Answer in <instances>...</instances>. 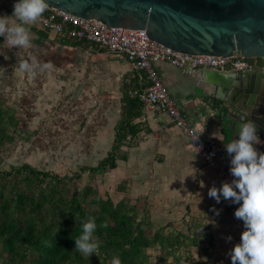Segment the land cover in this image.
I'll list each match as a JSON object with an SVG mask.
<instances>
[{"label": "crops", "instance_id": "obj_1", "mask_svg": "<svg viewBox=\"0 0 264 264\" xmlns=\"http://www.w3.org/2000/svg\"><path fill=\"white\" fill-rule=\"evenodd\" d=\"M15 2L0 0V16H11ZM25 27L31 33L29 49L9 48L2 36L0 91L16 109L17 116L26 125L38 129L34 143L42 140L45 143L43 135H58L64 142L73 140L71 146L66 144L65 149L70 151L65 152L64 161L76 167L89 166L75 165L76 160L97 166L113 147L126 92L135 89L136 84L144 86L145 76L124 55L100 45L81 46L79 41L42 29L37 22ZM32 57L41 65L47 63L51 67L25 72L19 58L31 62ZM157 67L173 99L188 113L194 126L203 131L205 138L219 143L222 163L230 170L231 157L224 141L237 138L234 130L222 127L215 118L211 104L221 101L214 98L213 92L195 74L167 62H159ZM141 112L136 119L140 127L138 134L129 136L128 144L122 146L127 159H119L115 169L100 171L97 175H105L115 188L129 181L131 198H147L151 215H161V226L177 227V222L168 216L170 211L196 217L208 209L210 218L213 215L224 218L223 224L230 223L229 229L242 233L244 225L235 217L236 209L226 211L208 195L211 187L220 188L230 180L223 179L215 168L205 164L184 132L171 124L166 114L144 107ZM69 135L73 138H68ZM212 233L215 245L219 240ZM232 243L233 248L237 243ZM217 250L218 245L213 255Z\"/></svg>", "mask_w": 264, "mask_h": 264}, {"label": "trees", "instance_id": "obj_2", "mask_svg": "<svg viewBox=\"0 0 264 264\" xmlns=\"http://www.w3.org/2000/svg\"><path fill=\"white\" fill-rule=\"evenodd\" d=\"M79 45L98 44L79 40ZM256 59L264 65V58ZM138 87L136 84L133 88ZM142 109L140 99L126 92L111 151L97 166L82 167V171L94 178L100 171L115 169L119 159H127L122 146L128 144L129 136L138 134L136 119ZM22 123L0 91V264H113L114 259L121 264H152L149 249L160 250L162 262L172 258L174 264H185L186 253L191 255L193 247H199L201 256L207 259L213 256L215 245L209 224L196 219L188 225L192 233L176 230L173 225L154 228L150 202L140 196L133 203L128 182L115 188L118 195L124 193L116 202L98 183L81 184L82 174L44 171L28 163L3 168L5 145L14 143L17 136L29 141L38 132L25 129ZM219 205L226 211L239 207L223 198ZM90 218L97 225L94 238L98 247L96 253L86 256L75 249L74 238L82 233V222Z\"/></svg>", "mask_w": 264, "mask_h": 264}, {"label": "water", "instance_id": "obj_3", "mask_svg": "<svg viewBox=\"0 0 264 264\" xmlns=\"http://www.w3.org/2000/svg\"><path fill=\"white\" fill-rule=\"evenodd\" d=\"M47 5L114 28L144 30L147 38L192 55L264 58V0H46ZM195 76L220 103L222 127L238 131L245 113L258 125L264 152V69L199 70ZM238 139V136L234 134Z\"/></svg>", "mask_w": 264, "mask_h": 264}, {"label": "built area", "instance_id": "obj_4", "mask_svg": "<svg viewBox=\"0 0 264 264\" xmlns=\"http://www.w3.org/2000/svg\"><path fill=\"white\" fill-rule=\"evenodd\" d=\"M37 25L46 31L63 35L67 39L87 40L124 55L146 78V84L131 90L130 95L138 97L144 108L166 114L169 122L184 132L191 146L197 151L199 149L198 152L205 164L215 168L223 179L231 181L234 178L230 170L222 163L220 146L216 140L207 139L201 134L198 140L192 141V132L198 129L192 123L188 113L173 99L162 80L157 63L167 62L189 74H196L199 70L206 68L220 71L257 69L259 65L256 58L251 61L249 58L240 56L239 53L229 57H218L176 52L147 38L144 30L109 27L98 20L79 18L49 5L37 21Z\"/></svg>", "mask_w": 264, "mask_h": 264}, {"label": "clouds", "instance_id": "obj_5", "mask_svg": "<svg viewBox=\"0 0 264 264\" xmlns=\"http://www.w3.org/2000/svg\"><path fill=\"white\" fill-rule=\"evenodd\" d=\"M47 7L46 0H16L11 16H0V36L5 37L9 48L18 47L21 50L31 47V33L25 25L36 23ZM19 64L28 73L37 68L44 71L51 67L47 63L41 65L35 57L31 58V62L19 58ZM249 115L245 113L237 122L238 131L235 134L238 139L225 142L217 133L214 134L225 143L227 154L231 157L230 173L234 178L223 182L220 188L211 187L208 195L217 203L223 198L238 204L234 215L244 225L240 242L229 252L231 264H264V152L255 147L262 141L258 125L253 119H248ZM202 132L193 130L192 141L198 140ZM216 214L219 215V212ZM103 226L107 227V223ZM96 228L93 219L83 221L82 233L74 238L75 249L86 256L96 253ZM228 239L232 238L229 236ZM113 264L121 262L114 259Z\"/></svg>", "mask_w": 264, "mask_h": 264}, {"label": "rangeland", "instance_id": "obj_6", "mask_svg": "<svg viewBox=\"0 0 264 264\" xmlns=\"http://www.w3.org/2000/svg\"><path fill=\"white\" fill-rule=\"evenodd\" d=\"M8 100L6 99V103L8 104ZM11 106V105H9ZM23 127L25 129L28 130H34L36 128L31 127L26 125L24 122L22 123ZM68 138H73V135H69L67 136ZM43 138L45 140V143L42 141H37V142H33L35 137L32 138L29 141H24L22 139H20L18 136L16 137V140L14 143L11 144H6L3 152H2V158L4 160L3 163V168H9L11 166V164H24V163H28L31 164L32 166L44 170V171H48V170H55L60 172L61 174H66L67 172L69 173H74V174H82V178L79 179V181L81 182V184L83 185H88V184H93V183H98L100 185V189L102 191L104 190H108L110 192V194L114 197V200L117 202L118 200H120L123 196L118 195L115 193V185L111 184L112 181L107 180L108 178L105 175H101L100 177L98 175H96V177L92 178V175L88 172H84L81 170L82 167H76L73 165H69L68 161H64V159L66 158L65 152H69L70 150H66V144L68 146L70 145V142L74 141H67L64 142L62 140H60V136L58 135H43ZM48 138H51L50 142H47ZM74 161V160H73ZM75 165H79L80 163H82L83 165L86 164L89 166H95L96 164L92 163H88L87 161H80V160H76L74 161ZM107 178V179H106ZM130 182L128 181V184ZM133 203L136 201V198H132L131 200ZM144 201H141V203ZM149 207V212H150V220L152 221V223L154 222L155 226H153L154 228L156 227H160L161 226V215H156L154 214L153 216L151 215V211H150V207H151V203L148 206ZM174 212L170 211L168 214L169 218L171 221L177 222V227L176 230H180L182 232L185 233H192L193 230L189 231L188 230V225L193 224L195 222L196 219H200L201 221H205L206 224L209 223V225L211 223H213V228H212V232H215L217 235V238L219 241L216 242L215 246L217 248L218 245V250L216 251L215 255H213L210 258H206L201 256V252H200V248L199 247H193L192 248V254H188L186 253V257H185V264H231V257L229 255L230 250L232 249L231 244L232 241L235 243H239L240 242V235H236V233H241L240 230H238L236 233L235 231H233V229H229L230 228V223L229 224H223L224 223V218H219L216 217V215L211 216L209 214V210L207 209L206 212H204L203 214H201L200 216H187L185 214L183 215H175L172 214ZM160 213V212H159ZM163 215V214H162ZM164 216V215H163ZM184 217V218H183ZM153 224V225H154ZM174 227L175 225L172 224ZM224 225V227H223ZM187 226V227H186ZM212 227V224H211ZM227 228V229H226ZM211 232V229H210ZM211 232V233H212ZM238 233V234H239ZM213 234V233H212ZM231 237L232 239L229 240L228 237ZM201 246L205 247L207 246L206 243H201ZM148 253L151 254V261L152 264H174L171 260L172 258H169V260L167 262H162L161 260V251L160 250H156V249H149Z\"/></svg>", "mask_w": 264, "mask_h": 264}, {"label": "flooded vegetation", "instance_id": "obj_7", "mask_svg": "<svg viewBox=\"0 0 264 264\" xmlns=\"http://www.w3.org/2000/svg\"><path fill=\"white\" fill-rule=\"evenodd\" d=\"M257 62H258V65H259V67L257 68V69H264V65L262 66H260V63H259V61L257 60Z\"/></svg>", "mask_w": 264, "mask_h": 264}]
</instances>
